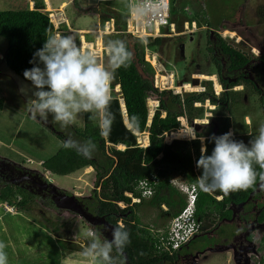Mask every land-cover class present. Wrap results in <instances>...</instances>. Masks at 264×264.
<instances>
[{"label":"trees","instance_id":"obj_1","mask_svg":"<svg viewBox=\"0 0 264 264\" xmlns=\"http://www.w3.org/2000/svg\"><path fill=\"white\" fill-rule=\"evenodd\" d=\"M43 8V0H33L31 7L0 9V36L6 40L4 64L29 83L31 82L25 79L23 72L33 67L29 61L33 59L36 50L43 46L45 39L51 35L52 23L49 21L48 12ZM94 10L103 15L102 21L112 19L113 31L108 33L120 34V40L125 42L126 47L133 54L131 63L127 67L116 70L112 82V89L116 86L118 89L112 90L113 100L110 111L114 119L111 129L106 136L102 135L95 117L85 114L82 125L69 127L76 135L95 142L94 153L88 157L74 148L63 147V142L71 136L61 130L59 132L61 146L42 161V166L49 171L65 174L84 164L91 165L94 178L90 194L87 198L74 196L81 208L88 214L106 219L114 226L119 225L117 221L124 225L129 234V242L123 251L129 264L172 263L182 245L178 249H166L160 245L155 227L142 221L136 207L146 202L161 211L163 204L166 208L163 210L166 212L164 220L174 215L185 204L184 193L172 182V177L177 176L195 186L193 215L200 221L198 231L201 232L209 231L214 225V219L236 218V211L242 209L246 201L253 197L257 199L260 190L258 185L254 189L230 192L227 195L219 190L212 192L201 190L197 185V177L202 170L196 167V161L201 154L202 143L206 145V154H211L214 142L209 137L213 134L219 136L231 130L234 139L247 144L252 138L248 133L253 135L257 133V130L249 128L250 120L244 122L243 119L244 124L239 126L237 120L233 121L230 114L239 101L248 103L255 98L261 105L264 96V88L261 84L263 80L260 79L261 74L257 65L250 59V53L229 44L218 33L217 27L210 28L207 25L204 56H208L215 69L207 73L214 72L221 89L215 92L210 79H200L202 89L180 92H173L171 89L159 90L152 85V71L147 73L145 64L148 63L143 59V49L146 47L155 49L161 43L160 35H149L141 39L125 32L128 3L124 7L102 9L95 7ZM219 55L224 56L223 62ZM254 56L260 60L259 67L264 69V51ZM100 62H105V52L101 55ZM250 70L254 74L247 75ZM184 81L188 82V80ZM236 85L240 87L236 88ZM147 98L156 99L149 122H147L149 117ZM208 104L212 107L207 106ZM205 111L210 112L207 115V119L211 115L210 124L205 126L206 121L193 123V118L203 117ZM180 115L185 117L187 123H193L197 139L173 138L164 141V132L179 126ZM245 115L247 114L244 113L243 117ZM130 116H135L137 120L130 123ZM51 126L53 130L57 129L54 125ZM142 132L147 135L145 145H140L137 141V133ZM200 137H203V141ZM119 144L123 146L118 147ZM6 166L17 171L19 178L8 174ZM23 175H27L32 180H28L27 184L24 183L20 178ZM141 179H146L152 189L147 196L142 194V188L138 186ZM39 180L49 186L52 194L66 192L46 181L45 177L35 170H27L18 164L0 160V200L7 204L14 205L17 209L32 211L34 205L32 193H38L42 197L47 196L40 193L41 189L35 182ZM16 194L20 195L19 199H16ZM131 197H139V200L132 201ZM235 205H239L237 210H233ZM255 206V220L262 222L264 201H259ZM43 220L51 225L53 232H58V228L65 225L62 220L59 222H52L48 218ZM164 224L157 227H164ZM93 226L97 234L101 233H98L96 225ZM245 228L242 226V231ZM65 236L66 234L63 233L58 239L59 245L64 247ZM250 238L251 235L248 233L243 240ZM257 246L259 249L264 247V230L259 236ZM260 262L261 260L256 264ZM118 264H124L122 254L118 258Z\"/></svg>","mask_w":264,"mask_h":264},{"label":"rangeland","instance_id":"obj_2","mask_svg":"<svg viewBox=\"0 0 264 264\" xmlns=\"http://www.w3.org/2000/svg\"><path fill=\"white\" fill-rule=\"evenodd\" d=\"M49 1L52 7L56 6L57 8H51L47 4V8L44 6L43 9L48 13L51 12L48 15L54 22L53 24L55 25L57 23L56 15L63 16L65 13L70 26L68 27L63 20L57 24V28L51 24V34L73 33L76 36L78 44L81 47L91 48V51L94 50L100 61L101 54L104 52V49L101 52L99 51L101 47L104 48L108 40L120 39V34L113 32L100 34V39L97 37L99 33L97 29L102 28L105 20L102 21L103 15L95 12L94 9L95 7H100L101 9L107 7H124L127 5L126 0H64L66 3H61V7L57 6L61 0ZM29 2L28 0H0V9L31 7L32 5ZM168 11L167 20L174 24L176 32L182 31L183 20L187 22L193 20L196 27L193 31L161 33L159 34L161 43L155 49L144 48L143 59L150 66L145 64L147 73L152 71L151 74H153L154 67L161 65L164 67V71L168 72V75L170 73L172 74L174 83L181 84L187 82L184 80H188L190 86L187 87H193V89L199 84L200 79H208L210 77L206 76H213V82H211L213 83L214 90H219L220 86L217 83L214 72L207 73L213 70L215 71V69L210 63L208 56H204L206 41L205 29L209 25L210 28L217 27L218 33L223 36L226 42L250 53L252 63L257 65L261 74L260 79L263 80L261 84H263L264 88V69L259 67L260 60L254 56L264 51V0H169ZM222 25L225 27H221ZM89 27L92 29L89 32H85L88 30H81ZM160 31L166 32L167 24L161 25ZM99 40H101V46H98ZM98 47L99 49H97ZM5 48L6 40L0 36V52L2 54V58L0 55V71H6L5 74L0 72V158L10 159L18 163L22 160L29 167L41 169V172H37L39 175L44 177L46 174V178L50 179L51 177L53 183L67 188L70 192L80 190L81 186L87 185L84 186L87 191L86 195L82 196L87 198L90 194L91 184L88 186L83 181L84 184L81 185L82 181L79 179L76 180L75 174L71 172L69 174L67 173V175H64V173L58 174L53 171L46 173V168L37 164L35 158L44 151L41 149V145L49 142V140H46L48 133L45 132V135H42L40 130L33 126V118L31 119L29 117L31 115L29 111L30 102L21 98V94H19L22 93L23 95H27L28 98H33V86L5 66L3 60ZM219 58L223 62L224 56L219 55ZM252 74L254 73L251 70L247 72V75ZM22 88H26V91H21ZM112 90L116 91L117 87H114ZM187 90L191 89L188 88ZM241 102H237L234 111L231 112L232 120H237L239 126L244 124L243 119H247L246 121L250 120L251 124L249 128L251 130H257L259 125L264 123V96L261 105L255 98L252 101H248V103L246 101ZM206 103L205 101L204 104ZM207 106L212 107L211 104ZM244 113L247 115L243 117ZM84 115L78 118L74 126L79 127L83 123ZM39 120L43 122V120ZM48 121L57 128V130L54 129L55 131L60 132L63 130L73 140L79 142L87 140L81 136H75L69 126L61 127L60 124L55 123L51 115H49ZM50 132L52 131L50 130ZM52 133L58 136L54 132ZM144 133H137V140L143 142L142 138L144 137ZM170 140L169 134H167L164 141ZM56 146L57 144L55 142L50 148L55 149ZM43 154L47 157L49 150L44 151ZM27 155L33 156L31 162H27L24 159ZM82 177L88 178L87 182H89L94 177V171L92 174L91 172L84 173ZM85 190H82V193ZM32 194L34 201L32 212L35 215L41 219L48 218L52 222L64 221L65 225L64 227L58 228V234L65 233V238H68L70 241L74 239L79 242V239H81L85 243L84 246H86L88 239L87 233L96 231L93 225H88L83 218L77 217L79 215L72 210L56 207L50 197H42L38 193ZM263 197L264 191L259 195L257 203L259 201L263 202ZM238 206L235 205L233 210H237ZM9 207L12 210L17 209L14 205H10ZM136 209L142 221L150 223L153 227L163 225L167 221L163 218L166 215V212L163 210L166 208L162 207L163 210L161 211L156 210L146 202H143ZM236 213V218L234 219H214V225L209 231H198L191 236L187 242L182 244L181 249L177 252L176 259L172 263L166 264H256L259 260H261L260 264H264V247L259 249L257 246L259 236L264 230V220L262 222L255 220L256 206L252 200L249 203H244L242 209L237 210ZM119 223L121 224L120 221H118ZM242 226L246 227L243 231L241 229ZM248 233H250L251 238L249 240H243V237ZM97 235L102 240L106 238L104 233ZM75 236H78V239ZM70 241L69 243H71ZM69 243L66 241L65 247L61 246L63 257H66L63 259L62 264H72V261H74V264H87L86 260H83L81 263L77 262L82 261L80 259V257L83 258L82 252H80L79 257L66 256L68 252H71L66 248ZM73 246L83 248V246L77 244H73ZM48 249L50 248L48 247ZM75 249L78 250L77 248ZM52 260L54 259L52 258Z\"/></svg>","mask_w":264,"mask_h":264},{"label":"clouds","instance_id":"obj_3","mask_svg":"<svg viewBox=\"0 0 264 264\" xmlns=\"http://www.w3.org/2000/svg\"><path fill=\"white\" fill-rule=\"evenodd\" d=\"M54 27L57 28L58 25ZM108 32L110 31L101 33ZM104 52L105 62L101 63L94 51L83 49L78 44L73 33L49 35L29 61L33 67L23 72L25 79L33 86V98L29 99L32 118L39 117L47 121L51 115L55 123L68 127L76 124L83 114H91L95 117L101 134L106 136L114 119L110 105L113 100L112 82L115 72L121 67H127L133 54L120 39L108 40L104 45ZM218 85L220 86L219 83ZM21 91H26V88ZM209 118H206L205 126L210 124ZM136 120L135 116L129 117L130 123ZM248 134L252 138L247 144L234 139L231 130L219 136L213 134L209 137L214 142L211 154H206V145L202 143L201 154L196 161V167L202 170L197 177V185L201 190H219L227 195L230 192L254 189L258 185L264 191V123L259 125L255 135L250 132ZM188 135L197 139L194 130ZM200 139L203 141V137ZM63 147L74 148L88 157L96 150V144L91 139L79 142L69 138L63 142ZM182 192L186 203V193ZM2 202L6 203L0 200ZM161 206L165 208L163 204ZM111 231V240H102L96 231L87 233V244L82 251L87 264H118V258L129 242V234L123 224L113 226ZM6 247L0 241V264H8Z\"/></svg>","mask_w":264,"mask_h":264},{"label":"built area","instance_id":"obj_4","mask_svg":"<svg viewBox=\"0 0 264 264\" xmlns=\"http://www.w3.org/2000/svg\"><path fill=\"white\" fill-rule=\"evenodd\" d=\"M127 3L128 16L126 17V24L124 28L125 32H128L129 34L141 39H144L146 36L149 35L155 36L161 33L168 32L177 33L174 29V24L171 21L167 20L169 14V0H127ZM48 17L49 21L53 24L54 22L51 20V17L49 15ZM55 18L57 19V23L53 25L57 26V24H59V22L63 20V18L61 15H56ZM165 24H167V31L161 32L160 26ZM195 27L196 26L193 20H190L189 22H187L186 20L182 21V31H192ZM112 30V19H109L105 20L102 29L98 30V32ZM82 48L85 49L88 47L84 46ZM102 49L104 48H101L99 51L101 52ZM88 50H91V48H88ZM167 73L168 72H165L164 67L161 65L154 67L152 74V85L158 88L159 90L171 89L173 92H180L183 90H187L188 88L191 90L193 89V87H187L190 86L189 82H184L181 84L174 83L172 74L170 73L168 75ZM195 88L202 89L203 86L199 83L197 86H195ZM119 100L122 103L120 97ZM146 103L148 107V113L151 114L154 106L156 105V99L147 98ZM195 103L198 104V102ZM209 114L210 112L205 111L203 117L193 118V123L205 122L207 120L206 116ZM178 118L179 126L177 128L164 132L163 139L167 136V134H169V139L191 138L188 133H191L194 130L193 123H187L183 115H180ZM142 140L143 142L137 140L140 145H144L146 143V133H144V137L142 138ZM172 182H174L180 190L186 193V203L176 214L169 218L167 224L164 227H155L159 244L166 249L178 248L182 243L187 241L192 235H194L199 230L200 224L197 217H195L192 213L193 200L195 197L194 184H188L184 180L179 179L177 177H172ZM138 186L142 188L141 192L145 196H147L152 190L146 179L139 180ZM19 198L20 195L16 194V199ZM131 200L138 201L139 197H131ZM9 206L10 205L7 203H0V213L9 210Z\"/></svg>","mask_w":264,"mask_h":264},{"label":"crops","instance_id":"obj_5","mask_svg":"<svg viewBox=\"0 0 264 264\" xmlns=\"http://www.w3.org/2000/svg\"><path fill=\"white\" fill-rule=\"evenodd\" d=\"M28 1H30L29 3H31V5H32L33 0H28ZM43 2H44L45 8H47L46 7L47 4H48V6H51L49 0H43ZM61 3H66V1L61 0L57 6L61 7V5H60ZM60 7H58V8H60ZM51 8H57V7L51 6ZM64 15H65V13H64ZM64 15L63 16L61 15L63 20H65L63 22H66L68 27H70L69 23L66 19V15L65 16ZM81 30H88L85 32H89L92 29L89 27V28H84ZM93 31H96V30H93ZM100 34H102V33L101 32L98 33V36H97V37H99V39H100V36H99ZM0 55L2 58L1 52H0ZM0 62H1V59H0ZM0 72H3L5 74L6 71L3 70ZM6 74H9V73H6ZM235 87L239 88L240 85H236ZM220 89H221V87H220ZM219 90H217V92ZM19 94H21L20 95L21 98L29 101L30 98H28L27 95H23L22 93H19ZM0 105H1V103H0ZM29 117L32 119L31 115ZM246 118H248V117H246ZM246 120H244V121L248 122ZM47 122L50 123L48 120H47ZM32 123L36 129L40 130L42 135H45V132H47L48 134H52V135L47 134L46 140H49V142H47V144L45 143V144L41 145V149H43L44 151L49 150V155L47 156V157H49L51 154H53L56 151V148L57 149L59 148V146L62 143L60 138H59L60 137L59 132L53 130L52 127H50L49 125H47L45 123L43 124V122L40 121L38 118L33 119ZM50 130L52 132H54L55 134H57L58 136H55L52 132H50ZM66 134H68V133H66ZM73 134H75V133L73 132ZM75 136H76V134H75ZM55 142L57 144L56 148L55 149L50 148L52 146V144H54ZM122 146L123 145H120V144L118 145V147H122ZM44 151L41 153V155H39L35 158L37 164H40L41 166H42V161L47 158V157H45V154H43ZM32 158H33V156L27 155L24 159L27 162H31ZM0 160L7 161L9 163L18 164L19 166L23 167L24 169L35 170L37 172H41V169H38L36 167H29L26 164H24V162L22 160H20L19 163L16 161L10 160V159L8 160L6 158H0ZM45 170H46V173L49 172L48 169H45ZM70 172L72 174H75L76 180L79 179L82 181L81 185H83L85 182L88 184V186H90V184H91L90 188H92V182H93L94 177H92V180H89V182H87L88 178L86 179V178L82 177V175L84 173L91 172V174H92L93 169H92L91 165L84 164L83 166L76 168L75 170H72ZM70 172H68V174ZM45 175H44V177H45L46 181H48L49 183H51L52 185H54L57 188H60L62 190H67L66 191L67 193H72L74 196L76 195V196H81V197L86 195L87 191L85 190L84 186H87V185L81 186L80 190L70 192V191H68L67 188L53 183V181H52L53 179L51 177H50V179H48V178H46ZM64 175H67V173ZM82 190H85V191H83V193H82ZM261 193H263V191L259 190L257 199H259V195H261ZM257 199L255 197H253V198H250L246 202L249 203L252 200L253 204H257V202H258ZM242 207H243V205H242ZM32 213H33L32 211H25V210H21V209H13V210L9 209V210L4 211L2 214H0V241H3L7 245L5 251L8 254V264H41V263L42 264H62L63 259H65L66 257H63V250H61V245L59 247V243L57 242L59 239V236H61V235H59L58 232H53L51 230V225L48 222H45L43 219L39 218L37 215H35L34 213L32 214ZM77 217L82 218L81 215H79ZM75 237L78 239V236H75ZM72 240L73 241L68 240V238L66 239V241L68 243H69V241L71 242L68 244V246H66V248L69 251H71V252H68L66 254V256L69 255V256L79 257L80 252H82L83 249L86 247V246H84L85 243L81 239H79V242L74 240V239H72ZM73 244L83 246V248L75 247V246H73ZM48 247L50 249H48ZM75 248H77L78 250H76ZM52 258L54 260H52ZM80 259L82 261H77L78 263H81V262H83V260H85L84 257L83 258L80 257ZM71 263L74 264V261H72Z\"/></svg>","mask_w":264,"mask_h":264},{"label":"water","instance_id":"obj_6","mask_svg":"<svg viewBox=\"0 0 264 264\" xmlns=\"http://www.w3.org/2000/svg\"><path fill=\"white\" fill-rule=\"evenodd\" d=\"M123 114L125 115L124 111H123ZM124 119H125V123H127L125 116H124ZM149 119H150V116L148 117L147 122H149ZM43 122L46 123L47 125H49L50 127H52L51 124L48 123L47 121L43 120ZM51 199L53 201V204L56 207L69 209V210H72V211L78 213L79 215H81L83 217V219H85V221L87 223H89L91 225H94L95 223L102 221L104 224L108 225L110 230L114 226L113 224L109 223L104 218H101V217L98 218L94 215L88 214L87 211H85L83 208H81L80 203L77 202V200L75 199V197L72 193L63 192V193L53 194L51 196ZM108 239L109 240L112 239V231L110 232ZM122 255H123L124 264H129L124 251L122 252Z\"/></svg>","mask_w":264,"mask_h":264},{"label":"flooded vegetation","instance_id":"obj_7","mask_svg":"<svg viewBox=\"0 0 264 264\" xmlns=\"http://www.w3.org/2000/svg\"><path fill=\"white\" fill-rule=\"evenodd\" d=\"M5 169H7V172H8V174H10L12 177H14V178H19V174H18V172L17 171H15V170H13V169H11V168H8L7 166H6V168ZM25 177V179H23ZM21 179H22V181H24V183H26L28 180H32L31 178H29L27 175H23V176H21L20 177ZM36 182V184H38L37 186H38V188H40L41 189V194H47V196H49L50 197V199H51V196L53 195L52 193H51V189L49 188V186L48 185H46V184H44V183H42L41 182V180H39V181H35ZM27 184V183H26ZM117 224H118V221H117ZM120 224V223H119ZM94 225H96V228L101 232V233H104V235H105V237L108 239L109 238V234H110V232H111V230H110V228L109 227H107V226H105L106 224H104L102 221L101 222H97V223H95ZM107 228V229H106Z\"/></svg>","mask_w":264,"mask_h":264},{"label":"bare ground","instance_id":"obj_8","mask_svg":"<svg viewBox=\"0 0 264 264\" xmlns=\"http://www.w3.org/2000/svg\"><path fill=\"white\" fill-rule=\"evenodd\" d=\"M49 8H50V7H49ZM100 44H101V42H100V40H99V41H98V46H101ZM101 48H102V47H101ZM97 49H99V47H98ZM154 62H155V61H154ZM206 77L213 78V76H206ZM116 87L118 88V86H116ZM116 87H115V88H116Z\"/></svg>","mask_w":264,"mask_h":264}]
</instances>
